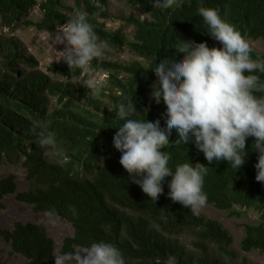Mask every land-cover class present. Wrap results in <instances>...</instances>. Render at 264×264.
<instances>
[{"label":"trees","instance_id":"16d2710c","mask_svg":"<svg viewBox=\"0 0 264 264\" xmlns=\"http://www.w3.org/2000/svg\"><path fill=\"white\" fill-rule=\"evenodd\" d=\"M124 1L138 12L113 13L108 0H0L4 26L85 36L48 67L56 77L0 37V163L21 165L27 182L18 191L14 175L0 179V209L12 194L65 219L74 233L60 253L73 263L251 264L185 199L257 213L240 247L264 253V53L249 43L264 44V0ZM122 51L131 59L112 57ZM91 71L105 81L89 86ZM209 98L241 99L248 112L199 105ZM0 235L23 264L57 262L40 224L15 221ZM95 247L108 256L79 252Z\"/></svg>","mask_w":264,"mask_h":264},{"label":"rangeland","instance_id":"374dc122","mask_svg":"<svg viewBox=\"0 0 264 264\" xmlns=\"http://www.w3.org/2000/svg\"><path fill=\"white\" fill-rule=\"evenodd\" d=\"M108 5L113 13L128 15L129 13L138 12L136 9L128 6L124 0H108ZM40 15L38 9H34L29 15V19L37 20ZM108 26L115 28L118 26V22L110 21ZM0 37L5 39L14 37L20 43L21 54L33 57L38 62L39 68L52 77L56 76L48 70V67L54 62L65 61L76 55L85 39L82 33L70 26H63L53 33H48L39 31L35 27L28 25L15 28L7 27L4 26L1 19ZM249 43L264 53V44L261 41L249 40ZM112 57L120 60L131 59V55L127 51H122L114 56L112 55ZM246 65L252 66L250 63ZM21 68L31 70V67L25 64H21ZM103 81H105V75L97 71H91L86 79V83L91 87H95ZM249 83V80L241 79L238 87H245ZM52 101L54 102L55 99L52 98ZM199 105L209 109L225 108L242 115H246L248 112V106L241 99L209 98L207 101H202ZM9 175L15 176L18 191L26 190V174L25 169L21 165L14 166L6 162L0 163V179L6 178ZM185 200L194 210L209 218L217 219L229 230L233 238L232 249L237 252L239 260L246 258L251 264H264V253L259 251L245 252L240 247V242L244 236L242 225L246 222L256 221L258 219L257 213L249 211L241 212L238 216H230L227 212L218 210L213 206H205L192 199ZM3 204L4 207L0 209V231L10 229L15 221L40 224L47 229L50 236L56 241V264H82L69 262L60 253L63 238L74 233V229L69 222L48 213H34L27 204L19 201L12 194L5 196ZM181 242L191 247L189 238L181 237ZM79 252L82 256L95 261L108 256L107 252L101 247H95L92 250L79 248ZM24 261V257L13 252L11 246L0 235V262L4 264H23Z\"/></svg>","mask_w":264,"mask_h":264}]
</instances>
